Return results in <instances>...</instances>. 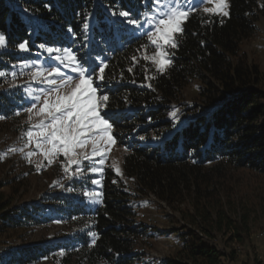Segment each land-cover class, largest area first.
<instances>
[{
  "label": "trees",
  "instance_id": "obj_1",
  "mask_svg": "<svg viewBox=\"0 0 264 264\" xmlns=\"http://www.w3.org/2000/svg\"><path fill=\"white\" fill-rule=\"evenodd\" d=\"M153 1L0 0V33L8 47L29 45L34 36L43 45L82 48L84 63L104 57L99 90L109 97L106 117L115 139L128 146L124 176L143 197L153 193L179 210L187 223L172 229L182 244L177 258L160 264H225L227 254L211 243L215 233L243 243L250 232L244 202L249 186L243 180L234 183L233 173L247 170L264 177V72L242 49L257 32L264 0H228L227 16L192 12L177 35L171 65L149 79L146 63L135 62L145 35L129 34L134 28L125 18L139 20ZM122 11L129 16H120ZM193 80L199 81L197 103L178 124L171 111ZM10 98L0 92L4 118L13 116ZM101 180L93 207L85 201L81 181H73L78 201L49 196L55 206L66 207L63 212L76 228L69 242L7 247L1 243L4 234L10 239L17 230L31 228L48 218L50 209L16 206L20 185L0 182V264L34 263L51 248L64 250L57 264H152L137 249L150 244L155 228L138 221L133 203L138 195L111 167ZM257 195L264 202V190Z\"/></svg>",
  "mask_w": 264,
  "mask_h": 264
},
{
  "label": "rangeland",
  "instance_id": "obj_2",
  "mask_svg": "<svg viewBox=\"0 0 264 264\" xmlns=\"http://www.w3.org/2000/svg\"><path fill=\"white\" fill-rule=\"evenodd\" d=\"M162 2L168 3L169 0H162ZM170 2L176 6H183L187 10L188 4L186 0H170ZM193 2L199 3V0H193ZM225 2L229 6V1L225 0ZM214 7L215 4L213 2L205 0L204 3H199V6L192 12L197 11L209 16H224L222 12L208 13L204 11L205 8L211 9ZM159 8L160 5H157L154 1L150 5H146V10L138 20L142 25L139 28L130 24L128 22L130 19L125 18V20L127 19L125 24L129 25V29L134 28L128 32L129 34L140 32L145 35L146 45L140 49L135 62L138 64L142 60L141 62L146 63L149 79H151L153 73L160 71H157V65L150 59H145V56L150 57L156 52V46L151 43L148 35L145 33L154 31L156 19H159ZM225 10L228 12V7ZM31 38V44L27 45L23 43L26 45L27 50H22L19 47L20 45L8 47L7 44L6 47L0 48V68L2 69L0 72L5 73L4 76L0 77V92L8 94L11 97L10 101L15 106L12 117L0 119V182L11 181L17 186L20 185L21 196L15 199L16 206L30 207L31 205H41L45 210H50L46 214L48 218H44L45 220L40 221L31 228L19 229L14 234L9 232L11 234L10 239L8 238L9 234H4L1 240L2 245H6L4 247H7V245L16 246L30 243L47 244L62 242L65 244L69 242L74 236L76 228L72 227L73 224H70L71 222L68 220L67 213L63 212L67 210L66 207L63 205L59 207L55 206L49 199V196L62 195L78 201L80 193L73 186V181H81L86 184L85 188H87L85 201L89 207H93L100 196L103 171L105 168L111 167L118 176L122 177L125 184L138 195V198L136 197L133 202L138 214V221L156 228V230L152 228L150 231V234L153 235L149 239L150 244L140 245L137 249L143 251L145 253V260L150 261L152 264H160L168 258H177L176 253L182 244L180 237L178 234L172 232V229H181L187 223L182 219L179 210L173 209L163 201H160L153 193H149L143 197L142 193L135 188V184L125 178L123 160L128 151L126 144H120L115 139V144L111 146L105 155L96 156L92 161L84 160L80 165L84 169L83 175H73V172L76 171L75 165H72L70 170L66 172L65 165L67 161L63 155H59L51 164H48L43 154L35 148V143L28 144L24 133L31 125L38 123L40 119L35 114L40 106V101L35 100L34 97L40 96L43 99V92L50 90L49 84L42 83L41 81L45 78L55 79L57 85L60 84L61 76L49 75V70L52 67H59L61 72L66 74V76L75 77L77 75L72 71V68L75 67L74 64H70L66 60L65 63H61L60 61H56L54 57L61 56L64 58L63 49H70L76 55L77 60L86 68L89 65L97 66L105 64L102 55H100L98 60L95 58L96 63H84L85 53L80 47L76 49L74 46L43 45L36 43L34 36ZM48 48L61 49V51L54 52L50 56L47 52ZM242 49L251 60L260 65L261 70L264 72V16H261L259 20L257 32L251 39L243 43ZM165 50L171 54L169 58L172 60L174 48H166ZM79 53L81 54L80 56ZM25 62L28 63V67H22ZM65 64L69 66H65ZM13 72L16 73L15 76L12 75ZM37 72H40L41 75L34 80L33 75ZM94 83L100 86L104 85L100 80H95ZM198 84L199 81L193 80L184 89L183 100L173 107L170 116L174 119L172 113L176 112L175 119L178 124L189 115L188 109L196 105V89ZM68 91H70V88L62 89L61 93L63 94ZM98 95L105 94H102L99 90ZM33 104L37 105V109H34L33 113H31L32 119L30 121V114L25 109L32 107ZM105 113H108L106 104L101 114L104 115ZM105 118L108 119L106 116ZM109 123L111 122L109 121ZM33 130L35 131V129ZM112 136L114 137L113 125ZM12 149L15 150L13 151ZM91 149L92 146L89 145L87 149L78 151L91 153ZM28 152H35L36 154L29 158L26 156ZM101 159L104 161L103 164L100 163ZM38 165L39 167H37ZM90 167H96L102 169V171L93 173L87 170ZM117 169H119V172H117ZM233 174L234 183L243 180L249 186L248 188H244V193L249 194L245 197L244 202L250 211V232L243 243L237 241L230 242L228 240L230 234L225 236L222 233L216 232L211 243L216 244L220 250L225 251L227 254L224 258L225 264H264V241H260L253 236V233L257 229L264 228V202L257 195L261 190H264V177H260L257 173L247 170H240ZM93 181H99V183H93ZM254 186H256V190L252 193L251 191H253ZM88 193H96L98 195L89 196ZM186 205H182L181 209H186ZM48 250L47 256L30 264L59 263V258L64 253V250L54 248ZM232 251H234L233 256H231Z\"/></svg>",
  "mask_w": 264,
  "mask_h": 264
},
{
  "label": "snow or ice",
  "instance_id": "obj_3",
  "mask_svg": "<svg viewBox=\"0 0 264 264\" xmlns=\"http://www.w3.org/2000/svg\"><path fill=\"white\" fill-rule=\"evenodd\" d=\"M154 2L160 5L158 9L159 19H156L154 31L146 32L145 34L148 35L151 43L156 46V52L150 57L145 56V59H150L157 65V71L163 72L172 63L169 58L171 54L165 49L178 46L177 35L183 34V22L199 6V3H204L205 0H199V3H194L193 0H186L188 4L187 10L183 6H176L170 0L168 3H163L162 0H154ZM208 2H213L215 7L211 9L205 8V12H222L223 15H228L225 10L228 7L225 0H208ZM119 15L128 17L129 13L122 11ZM128 22L138 28L142 26L136 19ZM4 47H6L5 37L0 34V48ZM19 47L22 50H27L25 44H21ZM60 51L61 49H47L50 56L52 53ZM63 53L64 58L55 56L54 59L61 63H65L66 60L70 64H74L75 67L72 68V71L77 75L75 77L66 76L59 67H52L49 70L50 76H61V82L57 85L55 79L47 78L41 81L49 84L50 90L47 92L41 90L43 99L40 96L34 97L35 100L40 101V106L35 113L40 119L38 123L29 127L24 136L29 145L33 142L35 143V148L43 154L48 164H51L59 155H63L67 161L65 171H69L71 166L75 165L76 171L73 172V175H83L84 169L80 167L82 162L84 160L92 161L96 156L105 155L116 142L112 136V124L105 118L106 113L104 115L101 114L109 97L107 95H98L100 85L94 83L95 80H104V71L107 65H89L86 68L77 60L76 55L70 49H63ZM28 66L27 62L22 65V67ZM65 66L69 65L65 64ZM4 75V72H0V77ZM12 75L15 76L16 73L13 72ZM40 75V72L35 73L33 79L35 80ZM66 88H70V91L62 94L61 90ZM34 109H37L36 104L25 109L30 114V121L32 119L31 113H33ZM176 115V112L172 113L174 118ZM0 119H4V117L0 116ZM89 145L92 146L91 153L78 151L87 149ZM12 150L14 151L15 149ZM35 154V152H28L26 156L30 158ZM100 163H104L103 159L100 160ZM87 170L93 173L102 171V169L96 167H90ZM117 172H119V169H117ZM93 183H99V181H93ZM88 195L98 194L88 193Z\"/></svg>",
  "mask_w": 264,
  "mask_h": 264
},
{
  "label": "built area",
  "instance_id": "obj_4",
  "mask_svg": "<svg viewBox=\"0 0 264 264\" xmlns=\"http://www.w3.org/2000/svg\"><path fill=\"white\" fill-rule=\"evenodd\" d=\"M202 235V234H201ZM253 236L260 241H264V228L257 229L254 233Z\"/></svg>",
  "mask_w": 264,
  "mask_h": 264
}]
</instances>
